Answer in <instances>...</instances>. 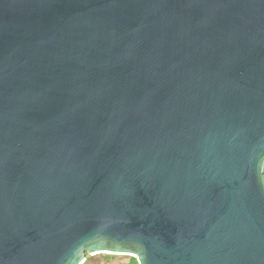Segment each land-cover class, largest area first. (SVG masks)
Returning <instances> with one entry per match:
<instances>
[{"label":"water","instance_id":"1","mask_svg":"<svg viewBox=\"0 0 264 264\" xmlns=\"http://www.w3.org/2000/svg\"><path fill=\"white\" fill-rule=\"evenodd\" d=\"M264 264V0H0V264Z\"/></svg>","mask_w":264,"mask_h":264},{"label":"rangeland","instance_id":"2","mask_svg":"<svg viewBox=\"0 0 264 264\" xmlns=\"http://www.w3.org/2000/svg\"><path fill=\"white\" fill-rule=\"evenodd\" d=\"M83 264H138L132 255L101 253L85 257Z\"/></svg>","mask_w":264,"mask_h":264}]
</instances>
